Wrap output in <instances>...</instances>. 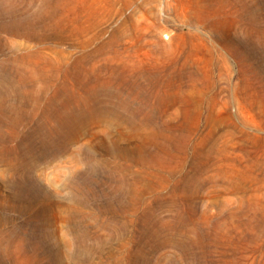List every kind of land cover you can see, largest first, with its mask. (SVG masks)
Wrapping results in <instances>:
<instances>
[{
  "label": "rangeland",
  "instance_id": "374dc122",
  "mask_svg": "<svg viewBox=\"0 0 264 264\" xmlns=\"http://www.w3.org/2000/svg\"><path fill=\"white\" fill-rule=\"evenodd\" d=\"M2 1L0 26L41 8ZM208 1L204 18L193 0H65L39 36L0 29V68L26 55L53 79L0 100V264L33 244L55 246L36 264H264V0H246L255 21ZM8 147L29 162L21 212ZM73 183L94 195L68 231Z\"/></svg>",
  "mask_w": 264,
  "mask_h": 264
},
{
  "label": "bare ground",
  "instance_id": "6f19581e",
  "mask_svg": "<svg viewBox=\"0 0 264 264\" xmlns=\"http://www.w3.org/2000/svg\"><path fill=\"white\" fill-rule=\"evenodd\" d=\"M39 1L41 3V8L38 11L31 14V16L22 17V18H13V21H7V24L3 23L0 26V29L5 30V31H9L13 35H25V34H27L29 36H39L41 31L51 29L52 25L54 24V21H52V17L57 12V10L60 8L63 1H65V0H39ZM193 1L196 3V5L199 8H201L202 16L204 18H208V16L210 15L209 9H208L209 1L208 0H193ZM237 1L240 3V7L242 9V12L244 13L245 21H255L256 20V12L246 4V0H237ZM3 3L4 2L2 0H0V17L3 15V12L1 10V6L3 5ZM8 12L9 11H6V13H8ZM205 13H207V14H205ZM79 22L82 23L84 21H79ZM89 56L90 55L82 56L79 59V64L84 65L89 60V58H90ZM10 59L11 60L8 61L7 65L6 64L4 65L5 68H0V100L1 101H4L5 99L12 98V97H20L21 99L28 101L32 97L31 92H30V89L32 88V86L38 85L39 88H46L49 84H51V80H53V79L50 78L49 76H47V74H45V71H44L45 68L34 67L31 70L29 69L30 71H27L26 66L29 63L28 56H26V55L12 56ZM91 59H93V58H91ZM76 68H78V67H76ZM86 73L87 72L84 71L83 69L82 70L77 69L76 74H72V78L76 82L77 87L83 88L84 84H88L89 81L86 78V76H87ZM66 76H71V72L70 73L65 72V78H66ZM85 81H87V82H85ZM89 83H92V81ZM89 86L91 87V85H89ZM96 101H98V100H97V96L94 92L92 94L88 95L86 99H84L85 103H87V102L93 103ZM4 109H5L4 104H0V114L3 113ZM6 150L8 152V155L5 156L6 166L10 170L18 173V175H19V179L16 180L14 183H12V185L10 186L11 198L14 199L13 200L14 203L16 200L19 202V204H17L16 206H12L11 208L15 207L18 209V212H21L24 208L23 203L25 202V199L29 196V189H28L26 172H25L29 169V162L19 160L16 147H14V148L8 147ZM84 152H85V150H84ZM82 153H83V151H82ZM149 160L151 161V159H149ZM111 180L114 183L116 180L115 176L112 175ZM127 181H129V180L127 179ZM119 185L120 184H117L116 187ZM70 188L72 189V191L74 193L73 195H76V200H74L75 205H73L70 208H67V207L64 208V211L67 212V216H65L63 218V220L65 221V223L67 225V230L73 231L72 229H77V218H79V219L83 218V210H82L83 206L87 207L89 200L94 195V191L87 184L84 185V184H80V183H77V184L73 183V184H71ZM77 196H78V198H77ZM92 217L95 219H98L97 213H94L92 215ZM26 224H33V226L40 227V229L47 234L46 237H48V239H50V240L53 237H55L56 232L50 229V226L53 224V222L47 217L46 214L33 213L24 222V225H26ZM87 224H88V222H87ZM46 229H50V231H48ZM75 238H77V236H75ZM62 243L64 246L63 247L64 250L67 251L66 248L69 246L70 243L65 239H62ZM30 247H31L30 253L26 254V257L28 259L27 264H36L39 261L41 256L48 257V253H50L48 251V248L52 251H55V246H52V245L49 247V245H44V246L40 245L39 246L38 244H33ZM40 253L42 255H40ZM71 256H72V258L77 259V254L72 253Z\"/></svg>",
  "mask_w": 264,
  "mask_h": 264
}]
</instances>
